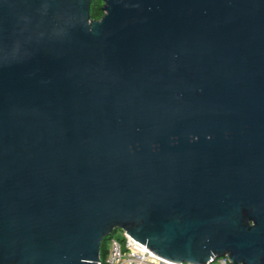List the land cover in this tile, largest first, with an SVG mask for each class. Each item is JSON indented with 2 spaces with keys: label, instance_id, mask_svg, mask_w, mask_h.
<instances>
[{
  "label": "water",
  "instance_id": "95a60500",
  "mask_svg": "<svg viewBox=\"0 0 264 264\" xmlns=\"http://www.w3.org/2000/svg\"><path fill=\"white\" fill-rule=\"evenodd\" d=\"M0 0V264H264V0Z\"/></svg>",
  "mask_w": 264,
  "mask_h": 264
},
{
  "label": "built area",
  "instance_id": "2783aa9c",
  "mask_svg": "<svg viewBox=\"0 0 264 264\" xmlns=\"http://www.w3.org/2000/svg\"><path fill=\"white\" fill-rule=\"evenodd\" d=\"M147 245L130 239L129 234L120 230V236L111 240L108 254L97 264H193L174 262L147 250ZM207 264H233L228 257H213Z\"/></svg>",
  "mask_w": 264,
  "mask_h": 264
},
{
  "label": "trees",
  "instance_id": "16d2710c",
  "mask_svg": "<svg viewBox=\"0 0 264 264\" xmlns=\"http://www.w3.org/2000/svg\"><path fill=\"white\" fill-rule=\"evenodd\" d=\"M102 0H93L92 6H91V17L94 20H99L104 15V11L102 10L103 6ZM120 236V230L113 231L109 236L105 237L101 244L100 249V258L101 260H104L108 254V249L110 242L113 238Z\"/></svg>",
  "mask_w": 264,
  "mask_h": 264
}]
</instances>
